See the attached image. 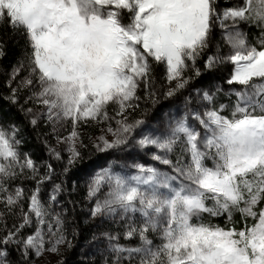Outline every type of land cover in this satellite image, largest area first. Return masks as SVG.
I'll return each instance as SVG.
<instances>
[{
	"label": "snow or ice",
	"instance_id": "snow-or-ice-1",
	"mask_svg": "<svg viewBox=\"0 0 264 264\" xmlns=\"http://www.w3.org/2000/svg\"><path fill=\"white\" fill-rule=\"evenodd\" d=\"M243 25L258 30L254 42ZM12 41H23L24 55L7 76L0 117V264H37L73 247L65 214L75 204L59 199L71 194L65 181L21 152L26 126L41 123L51 132L37 139L62 165L59 176L84 161L82 150L132 161L88 177L100 264H264V0L223 8L219 0H0V59ZM89 125H101L91 148ZM205 214L233 226L206 223Z\"/></svg>",
	"mask_w": 264,
	"mask_h": 264
},
{
	"label": "trees",
	"instance_id": "trees-1",
	"mask_svg": "<svg viewBox=\"0 0 264 264\" xmlns=\"http://www.w3.org/2000/svg\"><path fill=\"white\" fill-rule=\"evenodd\" d=\"M236 0H219L220 7L223 8L227 5L234 4ZM242 30L247 32L249 35V38L251 41H255V37L258 35V30L255 28L249 27L247 25L242 26ZM221 37V29L217 26L214 32V43L215 40H220ZM222 42V41H221ZM24 52H23V41H20L19 43H16L14 41L10 42L8 45V54L0 59V117L3 116V113L8 111V104L6 101L3 100V96L7 94V86H6V80L8 74L11 72L12 66L17 64L23 57ZM201 66H202V61H201ZM229 69L224 71L222 74L225 79V74L228 76L229 74ZM156 76H157V81H156V87L157 90H160L162 87H167L166 83L163 81L162 76H163V68H158L156 70ZM15 86V85H13ZM226 86V85H225ZM139 94L143 97V88L139 90ZM141 109L147 107L150 109L148 112L147 116L145 117L146 119L149 120L152 116V110H151V104L145 103V101L141 100ZM162 103H167L166 101H162ZM159 107V105H157ZM11 113L15 115L17 122L19 123L20 121H23V115L18 113L15 108L11 109ZM110 114H111V109H110ZM139 112L133 113V116H138ZM99 130V127L97 125H89L86 126L82 129L84 133H86L84 137V142L85 144L89 145V148H91V142L88 139L89 136L97 135ZM36 132H40L41 135H43L45 132L50 133L51 129L46 128L43 123H41L40 128L37 129L36 131H33L30 125L26 126V132H25V141L23 145H21V152L22 153H29L31 157L36 161L37 165L40 166V172L43 173L44 171V163L43 162H48L51 163L55 169L57 175L54 176L55 182H59L61 179H63L67 185L68 192L71 193L70 195H65L62 194L60 196V201H68L71 200L74 202L75 207L73 208V204H68V212L65 214V219H66V227H67V232H68V238L72 240V244H78V242L85 243L87 241L92 240V236L94 233H98L99 228H95L94 222L90 220L89 216L87 213H85L84 208L86 206V200L84 199L87 191V185L83 178L81 179V174L84 166L89 164L88 162L93 160L97 157L96 152L93 150L91 152V155H89V152L87 150H82L84 152V161L81 163L77 164L75 168L71 170V172L66 176L62 177L59 176L58 174L62 171V165L60 162L51 159L48 152L44 148V145L41 141L37 139ZM48 140L50 144L54 147H57L56 144V139L53 138L51 135H49ZM58 148V147H57ZM65 158L67 154H65ZM172 159L175 161L176 157L175 155L172 156ZM15 184H22L23 187L26 189L30 190L35 187V182L31 180H24L20 181L17 180ZM76 185L75 191H73V185ZM46 186H51L50 183H46L44 187ZM44 189V188H43ZM264 203L260 204L259 207H263ZM258 211V209H257ZM249 218L248 223H252L253 221L250 220ZM204 222L206 223H211L213 225H220L221 227H231L233 225L229 224L226 225L225 223V218L222 217H210L205 214L204 216ZM7 224L9 227L12 225V218L7 219ZM93 224V225H92ZM245 222L240 218L239 213L235 215V227L237 229L244 227ZM93 228H95L93 230ZM73 230H75V235H73ZM121 242L123 243V237H121ZM135 245V244H133ZM64 251L62 252V255H65L64 253H67V255L62 259L64 261V264H100V256H96V254L90 253L89 260H84L83 258H80V260L76 261L78 259L77 253L75 251H72V248L69 249L66 246L63 247ZM13 258H16V253L13 252ZM88 255V254H87Z\"/></svg>",
	"mask_w": 264,
	"mask_h": 264
},
{
	"label": "rangeland",
	"instance_id": "rangeland-1",
	"mask_svg": "<svg viewBox=\"0 0 264 264\" xmlns=\"http://www.w3.org/2000/svg\"><path fill=\"white\" fill-rule=\"evenodd\" d=\"M229 71H230V68H229ZM226 79H227V75L225 74V80ZM216 82L217 83H222V81L219 79V74H218V78H217ZM225 85L226 84H224V87L227 88V85L226 86ZM151 119H152V116H151V118H149V120H151ZM97 127H99V130H98V133H97V135H99L100 134L101 125H97ZM197 127H199V125H197ZM69 131H71V126L70 125H68L66 127V129L61 132V135H65L66 136ZM97 135H93L92 137H95ZM56 144H57V141H56ZM57 147L60 148L61 146L57 144ZM65 154H67V153H65ZM96 154H97V157L93 160V162L91 164H87L86 166H84V168L82 170L81 179L83 178V180L85 181L86 185H87L88 177L93 175V174H95L96 172H98L99 170H101L103 168H107L109 166V162L110 161L114 162L113 163V170L114 171H120L121 167L123 165L130 164L132 162L131 160H117L115 157H113L111 155H106V154H102V153H96ZM117 155L120 156V155H123V154H117ZM141 162H144L146 164H148V163L156 164V162L151 161L150 158L147 157V156H142L141 157ZM207 163H208V166H211V161L210 160ZM158 166L161 168V170H169L163 165H158ZM130 171H134V170H130ZM130 171H129V174H130ZM43 188L44 189L42 190L41 195H42V197H44L46 199L48 191L50 190L51 186H46V187H43ZM104 190L106 191V189H104ZM89 205H90V202L87 201L86 202V206L84 208L85 213H87V209H88ZM250 220L253 221L252 218ZM93 222L94 221H92V223ZM98 225H99V221H95L94 222L95 228H99ZM95 228H93V230ZM131 243L132 244H136L137 241L133 240ZM63 251H64V248L62 247L61 248V252H60L59 255L53 254V253H45V255L42 258H39L37 260V264H60V262L63 261L62 259L68 253L67 252V253H64L65 255H62ZM72 251H75V253H77V255H78V259L76 261L80 260V258H83L84 260H86V259L89 260L90 259L89 252L93 253V254H96V256H100L99 251H98L97 247L94 245L92 240L91 241H87L85 243L78 242V244H76V243L73 244Z\"/></svg>",
	"mask_w": 264,
	"mask_h": 264
}]
</instances>
